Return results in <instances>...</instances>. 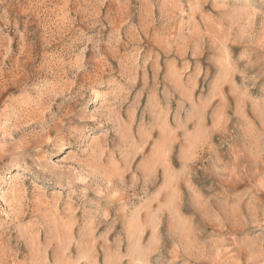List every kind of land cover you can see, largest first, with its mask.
Instances as JSON below:
<instances>
[{
	"label": "rangeland",
	"instance_id": "rangeland-1",
	"mask_svg": "<svg viewBox=\"0 0 264 264\" xmlns=\"http://www.w3.org/2000/svg\"><path fill=\"white\" fill-rule=\"evenodd\" d=\"M0 264H264V0H0Z\"/></svg>",
	"mask_w": 264,
	"mask_h": 264
},
{
	"label": "bare ground",
	"instance_id": "bare-ground-1",
	"mask_svg": "<svg viewBox=\"0 0 264 264\" xmlns=\"http://www.w3.org/2000/svg\"><path fill=\"white\" fill-rule=\"evenodd\" d=\"M192 143V142H191ZM189 144V146L187 145V146H184L183 148H182V150H181V152H182V157H184V158H187V156H188V151L189 150H191V145L192 144ZM137 148H139L140 146H136ZM142 148V147H141Z\"/></svg>",
	"mask_w": 264,
	"mask_h": 264
}]
</instances>
